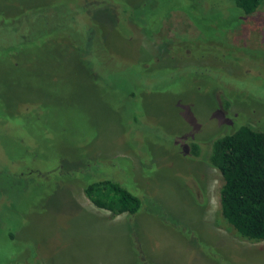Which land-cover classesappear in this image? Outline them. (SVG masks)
<instances>
[{
	"label": "rangeland",
	"instance_id": "1",
	"mask_svg": "<svg viewBox=\"0 0 264 264\" xmlns=\"http://www.w3.org/2000/svg\"><path fill=\"white\" fill-rule=\"evenodd\" d=\"M60 1L0 0V264H264V241L238 236L220 215L218 171L184 146L240 124L264 131V0L236 22L228 0H155L169 7L159 34L134 31L136 44L152 52L161 37L196 36L189 45L220 44L219 55L170 52V70L178 67L161 91L142 95L134 124L95 77L97 64L47 46L39 19L51 22L48 6ZM100 29L114 52L131 54ZM94 157L120 167L104 174L141 199L136 215L112 216L85 197L74 176Z\"/></svg>",
	"mask_w": 264,
	"mask_h": 264
},
{
	"label": "trees",
	"instance_id": "2",
	"mask_svg": "<svg viewBox=\"0 0 264 264\" xmlns=\"http://www.w3.org/2000/svg\"><path fill=\"white\" fill-rule=\"evenodd\" d=\"M228 1L232 9L238 13L230 15L228 12L227 15H235L233 22L253 14L263 2V0ZM117 3L120 6L119 11H116L119 6H116L114 0H70V3L61 0L48 6L54 10L51 22H48L50 15L40 16L42 25L40 30H43L48 41L52 39V43H46L48 47L60 46V52L67 54L65 49H62L63 44L71 49V53L67 55L72 54L84 67H91L92 70L97 64L100 75L95 77L101 80L105 93L113 102L120 100L122 103L120 114L129 119L130 124H134L133 122L137 123V112L143 115L141 106L137 107V102L142 101V95L149 90L161 91L159 89L168 83L171 71L178 67L174 66L170 70L171 66L167 62L170 52L178 54L188 52L194 60L209 53L219 55L217 49L220 44L211 51L202 52L196 46L189 45L192 39L198 40L196 36L187 39L190 41L176 42L161 37L154 51L147 52L133 41V33L139 31L144 35H158L166 15L165 10L169 7L163 8L162 3L155 0ZM100 23L108 25L112 39L119 43L132 44L131 54L122 56L114 52L109 39L102 35ZM20 40L18 38V41ZM81 54L83 57L88 54L89 61L79 59ZM188 69L192 75L206 76L204 70H200L195 64H189ZM87 73L92 81L93 74L88 71ZM92 82L95 83L94 80ZM153 82L155 87L148 89L147 84ZM156 88L158 89L155 90ZM77 132L81 131L77 130L76 134ZM134 132V136L137 135V128L129 129L126 135L130 136ZM74 133L75 131H70L68 139L72 138ZM41 136L47 137V132ZM77 137H80V134ZM192 139L184 145L189 154L193 156L201 154V161L207 167L218 171L220 175L218 207L221 217L238 236L254 242L264 241V131L240 124L226 134L208 138L202 145L199 140ZM134 149L137 151V148H131L132 151ZM95 157L91 158L90 162L84 161V166L79 168L74 176L82 181L85 197L94 207L108 211L112 216L136 215L141 209V199L131 191L132 189L121 185L116 179L105 177L106 169L120 167L117 168L113 160L100 162L99 159L98 162ZM63 167L65 165L62 163L60 169Z\"/></svg>",
	"mask_w": 264,
	"mask_h": 264
}]
</instances>
